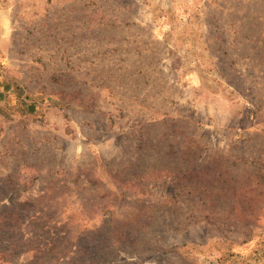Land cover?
<instances>
[{
  "label": "rangeland",
  "instance_id": "374dc122",
  "mask_svg": "<svg viewBox=\"0 0 264 264\" xmlns=\"http://www.w3.org/2000/svg\"><path fill=\"white\" fill-rule=\"evenodd\" d=\"M15 263L264 264V0H0Z\"/></svg>",
  "mask_w": 264,
  "mask_h": 264
},
{
  "label": "trees",
  "instance_id": "16d2710c",
  "mask_svg": "<svg viewBox=\"0 0 264 264\" xmlns=\"http://www.w3.org/2000/svg\"><path fill=\"white\" fill-rule=\"evenodd\" d=\"M15 87H16V89H18L19 90V92H18V94H19V96H22V89H21V87H19L18 85H15ZM9 88V84L8 83H4V87H3V89H8ZM37 99H38V97H33V96H30V95H26V96H24V100H23V102H24V104H25V106H26V109L28 110V111H33L34 109H35V104H36V102H37ZM44 196H39L38 197V199H35V201H39L40 199H42ZM85 203V201L84 200H82V204H84ZM21 205V204H20ZM16 264V263H15ZM18 264V263H17Z\"/></svg>",
  "mask_w": 264,
  "mask_h": 264
}]
</instances>
